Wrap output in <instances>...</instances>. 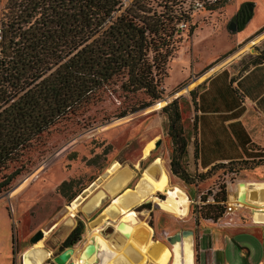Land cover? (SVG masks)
I'll return each instance as SVG.
<instances>
[{
	"label": "rangeland",
	"instance_id": "obj_1",
	"mask_svg": "<svg viewBox=\"0 0 264 264\" xmlns=\"http://www.w3.org/2000/svg\"><path fill=\"white\" fill-rule=\"evenodd\" d=\"M130 1L126 0L125 5ZM210 1L212 0H148L151 11L158 13L173 10L177 13V26L181 30V39L166 64L167 76L160 83L163 93L158 100L145 109L122 117L120 113L135 101L125 100L119 93H108L103 100L56 123L36 138L18 161L0 171V179L14 169L21 171L10 187L0 192V264H20V260L23 263V254L33 246L30 237L38 230H47L51 224L57 223L55 229L40 239L53 259L68 248L63 247L62 242L68 235V230L72 226L74 228L79 221L84 223V230L80 240L72 248L77 250L75 258L81 260V249L88 241V224L96 219L102 210L108 213L106 220L114 223L111 221V214H114L116 209L109 204L113 196L125 187L144 196L148 195L149 186L140 183L142 172L150 170L148 167L157 157H160L161 165L168 174L169 183L180 186L188 196L189 214L180 217L167 213L146 197L139 203L135 201L130 207L134 206L132 209L137 212L139 220L152 229V239L172 248L166 241L167 236L181 230H191L196 252L197 235L201 232L198 248L199 261L203 263H209L210 247L220 249L222 245L223 252L220 250L214 254L217 263H222L224 257L226 264H255L262 256L264 225L253 226L252 212L246 206L226 214L223 210L215 221L202 218L196 221V216L201 205L213 202L211 197L220 185L224 186L227 200L228 196L235 194L237 183V191H241L246 182L263 181L264 163L248 168V164L234 162L225 168L214 170L210 177L191 184L179 181L169 170L171 144L166 135L167 120L160 111L161 107L178 97L183 128L191 131L192 102L189 91L223 66L230 65L235 72L246 68L255 57L250 55L257 49V42L261 48L260 52L264 49V39L260 40L264 35V25L249 38H239V33L228 29V23L246 1L254 4L252 23L263 21L264 0H228L220 9L205 10V3ZM22 3L23 0H0V22L4 23L3 28L7 29L4 25L20 15ZM186 15L189 17V23L195 24L190 36H187V23L184 22ZM35 18H38V15H34L32 21ZM139 97L142 98V94H139ZM157 140L160 143L155 148L154 142ZM150 141L152 149L149 155L143 158V147ZM115 161L132 170L130 181L115 194L103 197L92 211L84 212L81 209L82 203L96 190L103 189L104 183L113 175L107 177V180L104 176ZM230 168L233 169L232 172ZM71 181V185L64 187L68 195L79 194L81 190L87 191L86 195L80 194L84 199H80L77 208L68 211L67 205L74 198L67 200L59 187L63 182ZM93 182L97 185L90 187ZM137 183L139 188H136ZM202 195L206 197L203 203L200 200ZM155 196L161 199L165 194L157 192ZM126 199L134 201L138 200V197L130 191L120 199V203L125 204ZM112 223L104 225L101 231L103 237H111L114 231ZM219 224L237 225L241 226V229L232 237L224 236L226 228ZM124 254L121 253L117 258L119 264ZM36 255L45 257L44 253ZM194 255L197 257L196 253ZM44 261L42 264L51 262Z\"/></svg>",
	"mask_w": 264,
	"mask_h": 264
},
{
	"label": "trees",
	"instance_id": "obj_2",
	"mask_svg": "<svg viewBox=\"0 0 264 264\" xmlns=\"http://www.w3.org/2000/svg\"><path fill=\"white\" fill-rule=\"evenodd\" d=\"M125 1L23 0L20 15L4 25L2 53L9 59L3 81L8 85L9 104L0 110V171L18 161L31 143L56 123L103 100L108 93L135 101L120 113L122 117L149 107L161 97L166 64L181 39L179 17L173 10L151 11L148 0H131L127 5ZM227 2L212 0L204 9L214 11ZM34 15L38 18L32 21ZM184 22L187 36L192 35L195 24L189 23L188 15ZM262 53L264 49L251 64L258 63ZM194 94V90L189 91L192 105ZM178 99L160 109L167 120L172 175L191 184L234 162L248 164V168L264 163V152L256 148L247 153L249 160L217 163L203 173L188 174L182 158L196 126L193 119L191 131H185ZM20 173L14 169L3 175L0 192ZM71 183L63 182L59 187L69 201L77 195H68L64 189ZM200 200L203 203L206 197L202 195ZM211 200L201 205L196 221H215L221 216L226 200L223 185ZM83 230L84 223L79 221L62 246H74ZM196 260L194 255V264Z\"/></svg>",
	"mask_w": 264,
	"mask_h": 264
},
{
	"label": "crops",
	"instance_id": "obj_3",
	"mask_svg": "<svg viewBox=\"0 0 264 264\" xmlns=\"http://www.w3.org/2000/svg\"><path fill=\"white\" fill-rule=\"evenodd\" d=\"M253 10L254 4L249 20L243 24L244 26L242 25L240 30H237L238 32H235L240 34L241 37L237 35L239 38H249L254 34V31L264 25V20L257 24L252 23ZM263 39L264 35L260 40ZM256 46L257 49L250 56L260 55L261 48L258 42ZM192 90L195 93V104L192 105L191 112L192 120L194 119L196 127L194 135H191L187 142L186 152L182 158L183 168L188 174L203 173L217 163H227L242 159L249 160L251 158L248 157L247 153L256 148L264 152V53L261 54L258 63L249 64L240 72H235L230 65L221 67L207 76ZM178 180L181 181L180 179ZM241 191L243 192V198L241 200L238 199V201L251 210L254 220L253 226L264 225V180L246 182L245 187ZM235 196L236 190L228 201L232 202L231 199ZM135 201L139 203V199ZM126 202L128 204L132 203L130 200H126ZM109 206H114L112 205V199ZM114 207L116 208V206ZM127 209L132 208L128 207ZM234 210H237V205H235L232 212ZM112 216L111 221L114 222L115 219H119L121 213L115 219ZM54 224L57 226V223H53L51 226ZM219 226L226 228L224 236L229 237L238 234L241 229V226L237 225L224 226L219 224ZM72 229L73 226L66 235ZM148 236V232H146V238ZM201 236L202 233H198L196 252L192 244L193 264L194 253L197 254V264H226L224 257H222V263L220 261L217 263L214 259L215 253L220 250L223 252V245L221 246L222 249H214L212 247L208 249L210 252L209 263L199 261L198 239ZM191 240L193 242V236ZM129 255L134 257V262L142 257L138 250L132 246L129 250ZM121 259V264L134 263L128 258ZM255 264H264V251Z\"/></svg>",
	"mask_w": 264,
	"mask_h": 264
},
{
	"label": "bare ground",
	"instance_id": "obj_4",
	"mask_svg": "<svg viewBox=\"0 0 264 264\" xmlns=\"http://www.w3.org/2000/svg\"><path fill=\"white\" fill-rule=\"evenodd\" d=\"M152 149V141L148 142L142 150V157L145 158L149 155ZM154 168V169H153ZM150 170H144L142 172V179L140 183L143 186H149V194L142 195L136 190L125 187L123 191L118 194L116 192L120 191L121 188L126 186L128 181L132 177V171L128 167H122L119 162H113L107 169V174L104 179L108 180L104 183L103 189L99 190L97 194L91 197V203L93 205H99L101 199L108 195L115 194L112 198V205L116 206V211L112 216L113 219L121 216L114 223L107 221L105 224H113L115 239L118 243H115L110 238H105L101 235V231L104 228L103 224L108 218V213L103 210L100 215L88 224V237L87 242L84 244L80 252L81 260H77L76 254L77 250L72 248L70 253V262L65 264H119L117 258L121 253H125L122 257L128 258L131 262H134V257L129 255V250L132 247L136 248L142 257L138 261L131 264H193V251H192V240L190 236L182 237L180 241H174L171 245L172 248H168L158 241H155L150 236L152 235V229L146 225L145 222L139 220L137 212L130 208L131 204H128L125 200V204L120 203V199L130 191L134 192L139 201L145 200L144 198H150L155 204H157L162 210L167 213L185 217L188 213L189 199L184 190L178 185H172L169 183V178L167 172L161 165L160 157L155 158V160L148 167ZM109 173V174H108ZM155 173L157 174L155 176ZM97 185L92 183L91 185ZM90 185V187H92ZM242 185V184H241ZM139 184L137 183L136 188ZM91 189V188H90ZM238 183L236 187V196L232 198V202L237 205V209L245 207L238 201L243 198V192L237 191ZM165 194L164 198H158L155 193ZM238 196V197H237ZM80 199H84L81 195H77L68 205V211H73L77 208ZM122 202L124 200H121ZM231 202V201H230ZM111 203V202H110ZM189 214V213H188ZM71 219L69 218L68 221ZM56 226L52 225L50 228L44 231V236L48 235ZM146 232H148V238H146ZM119 233V234H116ZM82 242V241H81ZM80 242V243H81ZM89 243L95 245V250L93 252V257L91 260L86 255H82L83 249ZM154 252V253H153ZM36 253H44L45 257H38ZM51 254L48 250H45L41 240L33 244L29 250L23 254L22 264H42L45 259ZM149 255V256H148ZM83 260V261H82ZM121 261V259H120ZM48 264H53L49 262Z\"/></svg>",
	"mask_w": 264,
	"mask_h": 264
},
{
	"label": "water",
	"instance_id": "obj_5",
	"mask_svg": "<svg viewBox=\"0 0 264 264\" xmlns=\"http://www.w3.org/2000/svg\"><path fill=\"white\" fill-rule=\"evenodd\" d=\"M245 11H243V14L240 16V24L243 25L246 21L249 20L250 18V15H251V12H252V2H246L245 3ZM242 11V9H241ZM238 22L237 20H234V21H230L228 23V29L229 30H234V31H237L238 30ZM160 143L159 140L155 141L154 142V147L156 148L158 146V144ZM141 164V162H140ZM130 169V168H129ZM131 170V169H130ZM132 171V170H131ZM92 184V183H91ZM241 185V183H240ZM92 186V185H91ZM99 190V189H98ZM96 190L91 196H89L88 198H86V200L82 203L81 205V209L84 211V212H89V211H92V209L94 207H96V205H93L91 203V197L98 191ZM87 191L86 190H81L79 194L77 195H80V194H85ZM76 195V196H77ZM86 195V194H85ZM75 196V197H76ZM74 197V198H75ZM238 197V196H237ZM130 208H135L134 206L133 207H130ZM72 225V224H71ZM115 231H113L112 235H111V240L114 241L115 243H118L117 240L115 239ZM44 236V231L43 230H38L37 232H35L31 237H30V243L34 244L36 243L38 240H40L42 237ZM186 236H190L192 238V231L191 230H181L179 232H175L174 234L172 235H169L166 237V241L169 243V244H172L174 241H180V239L182 237H186ZM95 250V245L93 243H89L88 245H86V247L83 249L82 251V255H86L89 260L92 259L93 257V252ZM72 252V247H68L66 249H64L60 254H58L57 256H55L53 259H52V263L53 264H65L69 259H70V253Z\"/></svg>",
	"mask_w": 264,
	"mask_h": 264
},
{
	"label": "built area",
	"instance_id": "obj_6",
	"mask_svg": "<svg viewBox=\"0 0 264 264\" xmlns=\"http://www.w3.org/2000/svg\"><path fill=\"white\" fill-rule=\"evenodd\" d=\"M3 38H4V28H3L2 23L0 22V110L9 104V102H7L8 85L6 82H4L5 81L4 76L6 75L5 71H6L7 61L9 57L4 56L2 53V50L4 49L2 46ZM228 200H230L229 196L227 197V200L224 203L225 205L224 214L231 213V211L235 207V203L230 202ZM50 257L51 256L49 255L47 259H45L44 262H47L48 260L52 261ZM70 261L71 259L68 260V262ZM20 264H22L21 260H20Z\"/></svg>",
	"mask_w": 264,
	"mask_h": 264
},
{
	"label": "flooded vegetation",
	"instance_id": "obj_7",
	"mask_svg": "<svg viewBox=\"0 0 264 264\" xmlns=\"http://www.w3.org/2000/svg\"><path fill=\"white\" fill-rule=\"evenodd\" d=\"M246 2H250V1H246ZM243 3V5L241 6V8L238 10V12L232 17L231 21H234V20H237L238 22V25L240 26V16L243 14V11H245V3ZM252 6H253V3H252ZM242 9V11H241Z\"/></svg>",
	"mask_w": 264,
	"mask_h": 264
}]
</instances>
